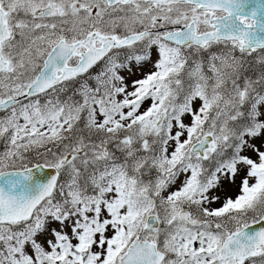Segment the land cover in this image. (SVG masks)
<instances>
[{
	"label": "snow or ice",
	"instance_id": "6c2138e0",
	"mask_svg": "<svg viewBox=\"0 0 264 264\" xmlns=\"http://www.w3.org/2000/svg\"><path fill=\"white\" fill-rule=\"evenodd\" d=\"M0 264H264V0H0Z\"/></svg>",
	"mask_w": 264,
	"mask_h": 264
}]
</instances>
